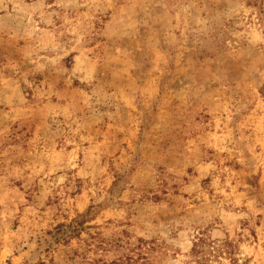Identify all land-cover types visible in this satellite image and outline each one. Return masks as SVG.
<instances>
[{"label": "rangeland", "instance_id": "rangeland-1", "mask_svg": "<svg viewBox=\"0 0 264 264\" xmlns=\"http://www.w3.org/2000/svg\"><path fill=\"white\" fill-rule=\"evenodd\" d=\"M125 257L264 264V0H0V264Z\"/></svg>", "mask_w": 264, "mask_h": 264}, {"label": "trees", "instance_id": "trees-1", "mask_svg": "<svg viewBox=\"0 0 264 264\" xmlns=\"http://www.w3.org/2000/svg\"><path fill=\"white\" fill-rule=\"evenodd\" d=\"M215 242L209 241V239H206V237L201 236L196 239L194 242V247H193V255H195L198 258H203L204 261H207L209 257L214 256L215 253H220L222 252L225 248H229L230 244L226 243L225 248L221 247H216L212 246ZM128 257H125V260H119L115 261V263L112 264H124ZM146 264V259L144 258ZM88 264H93V263H88ZM102 264H107L106 262H103Z\"/></svg>", "mask_w": 264, "mask_h": 264}]
</instances>
